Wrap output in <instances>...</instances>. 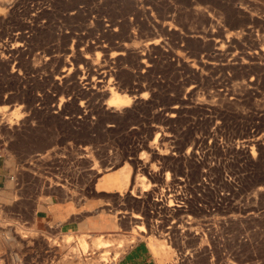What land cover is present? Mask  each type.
<instances>
[{"label":"rangeland","instance_id":"1","mask_svg":"<svg viewBox=\"0 0 264 264\" xmlns=\"http://www.w3.org/2000/svg\"><path fill=\"white\" fill-rule=\"evenodd\" d=\"M110 18L120 23L119 35L106 34L104 40L116 43L132 32L135 46L158 37L166 41L149 51L152 68L146 71L138 67L134 50L112 67L114 81L132 97L119 114L74 79L59 76L64 61L71 60L76 35L90 42ZM263 34L264 0L0 5V149L15 171L9 194L16 200L46 202L57 194L93 201L117 221L114 231L64 233L17 226L10 231L15 222L5 218L9 230L0 247L5 264H62L65 235L75 242L114 236L107 248L112 253L121 245L118 264L135 242L150 245L137 224L158 242L151 252L156 264H264V57H246L264 45ZM202 61L212 64L202 68ZM171 106L178 110L169 117ZM163 133L168 137L160 140ZM92 249L96 260L103 248Z\"/></svg>","mask_w":264,"mask_h":264},{"label":"bare ground","instance_id":"2","mask_svg":"<svg viewBox=\"0 0 264 264\" xmlns=\"http://www.w3.org/2000/svg\"><path fill=\"white\" fill-rule=\"evenodd\" d=\"M234 1V0H233ZM132 2V1H131ZM249 2V1H248ZM6 0H0V5L5 4ZM246 3V2H245ZM44 4V3H43ZM231 4V3H230ZM122 6V5H121ZM126 6V5H125ZM128 6V5H127ZM34 7V6H33ZM157 8V7H156ZM242 8V7H241ZM135 9V8H134ZM133 9V10H134ZM137 9V8H136ZM82 10V9H81ZM132 10V9H131ZM140 10V9H139ZM155 10V9H154ZM246 10V9H245ZM135 11V10H134ZM235 11V10H234ZM78 12V11H76ZM100 12V11H99ZM131 12V11H130ZM171 12V11H170ZM200 12V11H199ZM81 13V12H80ZM195 13V12H194ZM243 14V12H241ZM245 13V12H244ZM34 14V13H33ZM73 14V13H72ZM75 14V13H74ZM79 14V13H77ZM246 14V13H245ZM35 15V14H34ZM69 15V14H68ZM138 15V14H137ZM159 15V14H158ZM248 15V12H247ZM254 15V14H251ZM250 15V16H251ZM257 16V14H255ZM88 16V15H87ZM241 16V15H240ZM249 16V15H248ZM72 17V16H71ZM113 17V16H112ZM81 18V17H80ZM83 18V17H82ZM173 18V17H172ZM249 18V17H248ZM252 21L254 20V18L251 16ZM260 18V17H259ZM68 20V19H67ZM85 20V19H84ZM107 20V19H106ZM117 20V19H116ZM114 18H110L107 21V24L105 25V28L102 30L101 34L99 37L93 38L94 40L92 41H86L85 43H82L81 41V36L78 34L76 35V41H75V50L72 48L70 51L71 55V60L70 61H64L63 63V68L61 70V72L59 73V76L62 78H66V79H71V80H75L76 85L77 83L79 85L82 86V88L84 89V92L87 94H90L93 97H100L103 99V101L105 102L104 105L106 106V109L111 110L113 112H117L120 109H122L123 107L127 106L128 103L131 102V98L129 97L127 94L128 92H126L125 89L122 88V86H120V84L118 83L119 81H114V77L117 76V71L112 70L113 66L115 65L116 67V63L119 61H125V58L127 57V55L131 52V50H134V55L136 52V56L139 58V62L138 63V67L142 69V71H146L148 70V66L149 64L147 62H149V58H150V50H155L157 49L158 46H162V44L166 43V41L164 42L163 40H161L158 38H153V39H147L144 41L143 44H139L137 46H135V42L134 40L137 39L136 35L134 33H129L128 37L126 39H119L118 42L112 43V41L110 42L108 40V38H106L105 40L102 39L103 37H105L104 35L109 34L111 38H115L117 37L119 34L117 33V27L120 26V23L118 21H116ZM174 20V19H173ZM60 21V20H59ZM75 21V20H74ZM128 21V20H127ZM135 21V20H134ZM250 21V20H249ZM126 22V20H125ZM133 22V21H132ZM131 22V23H132ZM140 22V21H139ZM251 22V21H250ZM126 23H129L126 22ZM134 23V22H133ZM91 24V23H90ZM102 24V23H101ZM98 24V25H101ZM233 24V23H232ZM55 25V24H54ZM125 25V24H124ZM154 25V24H153ZM138 26V25H137ZM155 26V25H154ZM157 26V25H156ZM103 27V25H102ZM125 27V26H124ZM128 27V26H126ZM133 27V26H132ZM150 27V26H149ZM87 28V27H86ZM122 28V27H121ZM120 28V29H121ZM249 28V27H248ZM81 29V28H80ZM84 29V28H83ZM88 29V28H87ZM91 29V28H90ZM125 29V28H124ZM130 29V28H129ZM155 29V28H154ZM162 29V28H161ZM257 29V28H256ZM261 29V28H260ZM64 30V29H63ZM89 30V29H88ZM145 30V29H144ZM148 30V29H147ZM251 30V29H250ZM82 31V29H81ZM85 31V30H84ZM124 31V30H123ZM129 31V30H128ZM133 31V30H132ZM212 31V30H211ZM210 31V32H211ZM215 31V30H214ZM219 31V30H218ZM88 32V31H87ZM119 32V31H118ZM135 32V31H134ZM208 32V31H207ZM206 32V33H207ZM209 32V33H210ZM250 32V31H249ZM258 32V31H257ZM59 33V32H58ZM121 33V32H120ZM127 33V32H126ZM153 33V32H152ZM156 33V32H155ZM208 33V34H209ZM214 33V32H212ZM216 33V31H215ZM218 33V32H217ZM259 33V32H258ZM256 34V37L259 36V34ZM72 34V33H71ZM93 34V33H91ZM53 35V34H52ZM65 35V34H64ZM73 35V34H72ZM86 35V34H85ZM108 35V36H109ZM123 35H126L125 33ZM139 35V34H138ZM206 35V34H205ZM210 35V34H209ZM215 35V34H214ZM218 35V34H217ZM61 36V35H60ZM162 36V35H161ZM232 36V35H231ZM238 36V35H237ZM241 36V35H240ZM264 38V34L262 35ZM18 37V36H17ZM72 37V36H71ZM92 37V36H90ZM230 37V36H229ZM139 39L141 37H138ZM163 38V37H162ZM22 39V38H21ZM85 39V38H84ZM116 39V38H115ZM133 39V40H130ZM143 39V37L141 38ZM145 39V37H144ZM229 39V38H228ZM231 40V39H230ZM142 41V40H141ZM200 41V40H199ZM234 41V39H233ZM263 41V40H262ZM217 42V41H216ZM231 42V41H230ZM264 42V41H263ZM138 43V42H137ZM218 43V42H217ZM221 43V42H219ZM241 43V42H240ZM252 44V43H251ZM263 44V43H261ZM61 45V44H60ZM73 45V44H71ZM219 45V44H218ZM223 45V44H222ZM238 45V44H237ZM254 45V44H253ZM166 46V45H165ZM217 47V44L214 45ZM15 47V46H14ZM223 47V46H222ZM230 47V46H229ZM253 47V46H252ZM57 48V47H56ZM161 48V47H160ZM68 49V48H67ZM68 49V50H70ZM163 49V48H162ZM161 49V50H162ZM220 49V48H219ZM222 49V48H221ZM57 50V49H55ZM67 50V51H68ZM136 50V51H135ZM158 50V49H157ZM252 50V49H251ZM227 51V50H226ZM60 52V51H59ZM133 52V51H132ZM131 52V53H132ZM155 52V51H154ZM159 52V51H158ZM231 52V51H229ZM243 52V51H242ZM68 53V52H67ZM170 53V52H169ZM245 53V52H244ZM173 54V52H172ZM218 54V53H217ZM221 54V53H220ZM226 54V53H225ZM132 55V57L134 56ZM152 55V54H151ZM213 55V54H212ZM227 55V54H226ZM4 56V55H3ZM41 56V55H40ZM45 56V55H44ZM65 56V54H64ZM221 56V55H220ZM223 56V55H222ZM228 56V55H227ZM258 57V56H262V58L264 57V45L261 46H255L254 50L250 51V52H246V57L247 58H254V57ZM69 57V56H68ZM131 57V58H132ZM174 57V56H173ZM177 57V56H176ZM238 57V56H237ZM241 57V56H240ZM137 58V59H138ZM175 58V57H174ZM236 58V57H235ZM260 58V57H259ZM60 59V58H59ZM62 59V58H61ZM67 59V58H66ZM69 59V58H68ZM135 59V58H134ZM155 59V58H154ZM177 59V58H176ZM206 59V58H205ZM204 59V60H205ZM214 58H212L213 60ZM231 59V58H230ZM246 59V58H245ZM2 60V59H1ZM47 60V59H46ZM45 60V61H46ZM56 60V59H55ZM65 60V59H64ZM128 60V57H127ZM152 60V59H151ZM203 60V59H202ZM239 60V59H238ZM262 60V59H261ZM52 61V60H51ZM50 61V62H51ZM131 61V59H130ZM129 61V62H130ZM135 61V60H134ZM133 61V62H134ZM177 61V60H176ZM179 61V60H178ZM199 61V60H198ZM211 61V60H210ZM236 61V59H235ZM247 61V60H246ZM151 62V61H150ZM249 62L251 63V61L249 60ZM253 62V61H252ZM42 63V62H41ZM47 63V62H46ZM120 63V62H119ZM125 63V62H124ZM135 63V64H136ZM157 63V62H156ZM214 63H216L214 61ZM233 63V62H232ZM118 64V63H117ZM122 64V63H121ZM120 64V65H121ZM134 64V63H133ZM153 64V62H152ZM198 64L202 66H205L206 64H212L211 62H198ZM236 64V63H235ZM239 64V62H238ZM237 64V65H238ZM230 65V64H229ZM234 65V64H233ZM264 65V64H263ZM153 66V65H152ZM193 66V65H192ZM122 67V66H121ZM151 67V66H149ZM199 67V68H201ZM60 68V67H59ZM152 68V67H151ZM193 68H195L193 66ZM203 68V67H202ZM206 68V67H205ZM124 69V68H123ZM122 69V70H123ZM196 69V68H195ZM151 70V69H150ZM121 71V70H120ZM119 71V72H120ZM137 71V70H136ZM124 72V71H123ZM126 72V71H125ZM141 72V71H140ZM122 73V72H121ZM118 73V74H121ZM143 74V72H141ZM123 74V73H122ZM121 74V75H122ZM132 74V73H131ZM141 74V75H142ZM126 74L124 73V76ZM128 75L130 76V74L128 73ZM133 76V75H132ZM137 77V75H136ZM61 78V79H62ZM116 78V77H115ZM128 79V78H127ZM131 79V78H130ZM140 79V78H139ZM134 80H137L134 78ZM261 81V80H260ZM124 83V82H123ZM126 83V82H125ZM254 82L252 80H250L248 82L249 85L253 84ZM128 85V84H127ZM63 86V85H62ZM136 86V85H134ZM133 86V87H134ZM138 87V86H137ZM64 88V87H63ZM81 88V90H82ZM143 86L139 87V90L141 92V90H143ZM147 88V87H146ZM219 89V88H218ZM128 90V89H127ZM130 90V89H129ZM234 90V89H233ZM232 90V91H233ZM193 91V90H192ZM133 92V91H132ZM131 93V92H130ZM135 93V92H134ZM220 93V92H219ZM218 93V94H219ZM87 94V95H88ZM137 94V93H135ZM139 94V93H138ZM208 94V93H207ZM237 94V93H236ZM215 95V94H214ZM86 97V96H85ZM84 97V98H85ZM142 97V96H140ZM212 97H215L212 95ZM224 97V96H223ZM95 98V99H96ZM99 98V99H100ZM136 95L133 96V100L132 102H136ZM209 98V97H208ZM141 99V98H140ZM139 99V100H140ZM94 100V99H93ZM227 100V98H226ZM96 101V100H95ZM100 101V100H98ZM175 101V100H174ZM213 101V100H211ZM85 102V101H84ZM87 102V101H86ZM101 102V101H100ZM139 102V101H138ZM186 102V101H185ZM73 104V103H72ZM87 104V103H86ZM91 104V103H90ZM101 104V103H100ZM178 104V103H177ZM83 105V103H82ZM92 105V104H91ZM96 106V105H95ZM94 106V107H95ZM183 106V105H182ZM88 107V106H87ZM177 107L178 106H171L167 109V116L172 117L174 116V114L177 112ZM81 108V107H80ZM79 108V109H80ZM99 108V107H98ZM103 108V107H101ZM99 108V109H101ZM77 109V108H75ZM86 109V107L84 108ZM125 110V109H124ZM161 110V109H160ZM94 111V110H93ZM165 111V110H164ZM88 112V111H87ZM112 113V112H111ZM117 114H119L117 112ZM176 115V114H175ZM212 117V116H211ZM178 118V117H177ZM210 119V118H209ZM1 120V119H0ZM211 121V120H210ZM21 122V121H20ZM3 123V122H2ZM167 123V122H166ZM87 124V123H86ZM156 126V125H155ZM164 127V126H163ZM212 127V126H211ZM220 128V127H219ZM163 129V128H162ZM22 131V130H21ZM164 134V133H163ZM157 137H159L157 135ZM168 137V136H167ZM166 137V138H167ZM171 137V136H169ZM165 138V134L162 135V138L160 140H164ZM209 138V137H208ZM211 138V137H210ZM202 138L199 139L200 142H202ZM204 141V140H203ZM163 143V142H162ZM165 143V141H164ZM195 143V142H194ZM197 144V143H196ZM215 144V143H214ZM163 145V144H162ZM195 145V144H194ZM193 145V146H194ZM158 146V145H157ZM203 146V145H202ZM160 147V146H159ZM151 148V147H150ZM164 148V146H163ZM194 149V148H193ZM153 150V149H151ZM157 150V149H156ZM180 150V149H179ZM167 153V152H166ZM158 154L159 156L161 154H164L163 150L160 148L158 149ZM189 155V153H188ZM90 156V155H89ZM42 157V156H41ZM181 158V157H180ZM188 158V157H187ZM109 170V169H108ZM106 171V170H105ZM99 172V170H98ZM107 173V172H106ZM149 173V172H148ZM97 174V173H96ZM109 174V173H108ZM107 174V176H109ZM150 176V175H149ZM101 177V176H100ZM101 179V178H100ZM58 183V182H56ZM59 184V183H58ZM144 189V188H143ZM147 190V189H146ZM137 192V191H136ZM140 194V193H139ZM2 214H0L1 216ZM3 216V215H2ZM133 217H137L135 214H133ZM139 218V217H138ZM153 227V226H152ZM137 229L139 232H145L148 234L147 230L140 224H137ZM153 231V230H152ZM66 233V232H65ZM76 233V232H75ZM79 233V232H77ZM27 234V233H26ZM63 234V233H62ZM134 234V233H133ZM145 234V235H147ZM103 235V234H102ZM118 235V234H116ZM128 235V234H127ZM140 234V237H146L150 243L149 248L152 251V253H156L157 251V245L158 242L154 239V236L152 234H150L149 236H145ZM51 236V235H50ZM54 236V235H53ZM71 235H65L63 236V244L62 247L64 246L66 248L67 251H65L66 257H63L62 259V264H69L68 263V259L72 260V259H77L79 261L80 264H117L116 262V255L118 253V250L120 249V246H116V248L119 247V249L115 250L114 252L110 253L111 257L109 258V253H108V248L111 245L109 243L112 242L111 237L110 239H103L100 235H98L101 238H86V237H79V239L75 242L72 240V238L70 237ZM92 236V235H91ZM106 236V235H105ZM111 236V235H110ZM119 236H121L119 234ZM130 236V235H129ZM128 236V237H129ZM21 237H26V236H21ZM55 237V236H54ZM117 239H122L123 237H118L116 236ZM13 238V237H12ZM45 238V237H44ZM105 238V237H104ZM134 239L136 238L135 236L133 237ZM132 238V239H133ZM62 239V238H61ZM14 240V239H12ZM16 240V238H15ZM55 240V239H54ZM125 240V239H124ZM129 240V239H128ZM127 240V241H128ZM62 241V240H61ZM115 241V240H113ZM126 241V242H127ZM15 242V241H14ZM47 242V241H46ZM132 242V241H131ZM120 243V242H119ZM51 244V243H50ZM57 244V243H56ZM121 244V243H120ZM127 244V243H126ZM56 246V245H55ZM112 246L114 247V245L112 244ZM90 247H92L93 249H99V248H103L101 250V254L99 253V256L96 257L97 259L94 260L95 257L91 256V252H90ZM61 248V247H60ZM92 249V250H93ZM111 250V249H110ZM122 251V247L120 249ZM120 251V252H121ZM90 252V253H89ZM1 256V255H0ZM2 258V257H1ZM15 258V257H14ZM16 259V258H15ZM13 259V261L15 260ZM56 259V258H55ZM3 263L5 264V258L3 259ZM18 260V259H17ZM59 260V257H58ZM60 262V261H59ZM53 263V262H52ZM55 263V262H54ZM58 263V262H57ZM56 263V264H57ZM61 264V263H60ZM73 264V263H72Z\"/></svg>","mask_w":264,"mask_h":264},{"label":"crops","instance_id":"3","mask_svg":"<svg viewBox=\"0 0 264 264\" xmlns=\"http://www.w3.org/2000/svg\"><path fill=\"white\" fill-rule=\"evenodd\" d=\"M15 176L14 168L3 149L0 151V247L3 244L4 231L8 226L2 224L3 219L12 220L15 227L28 230H48L77 233L83 231H114L117 221L109 214L99 211L97 203L83 202L80 198L67 199L57 194L50 195V200L43 202L35 197L16 200L8 190ZM2 220V221H1ZM148 244L137 241L119 257L118 264H156Z\"/></svg>","mask_w":264,"mask_h":264},{"label":"built area","instance_id":"4","mask_svg":"<svg viewBox=\"0 0 264 264\" xmlns=\"http://www.w3.org/2000/svg\"><path fill=\"white\" fill-rule=\"evenodd\" d=\"M0 151H1V149H0ZM0 264H4L1 257H0Z\"/></svg>","mask_w":264,"mask_h":264}]
</instances>
